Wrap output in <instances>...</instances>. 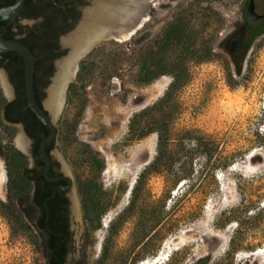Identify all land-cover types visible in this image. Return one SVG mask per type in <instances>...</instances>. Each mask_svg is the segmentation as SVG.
<instances>
[{
	"label": "rangeland",
	"instance_id": "1",
	"mask_svg": "<svg viewBox=\"0 0 264 264\" xmlns=\"http://www.w3.org/2000/svg\"><path fill=\"white\" fill-rule=\"evenodd\" d=\"M243 2L155 0L129 39L102 40L80 58L51 149L73 180L64 264H142L162 253L159 264H264V29L244 53L228 52ZM6 89L0 77V264H46L20 214V172L34 159L21 127L3 118ZM167 92L170 128L191 131L171 147L180 177L144 172L157 133L137 138L154 119L140 113Z\"/></svg>",
	"mask_w": 264,
	"mask_h": 264
},
{
	"label": "flooded vegetation",
	"instance_id": "2",
	"mask_svg": "<svg viewBox=\"0 0 264 264\" xmlns=\"http://www.w3.org/2000/svg\"><path fill=\"white\" fill-rule=\"evenodd\" d=\"M26 1L27 0L24 1L19 14L14 20L0 17V39L16 40L26 45L29 49L33 48V50H35L33 90L34 95L36 96L35 99L38 98V104L41 105V97L42 95L47 94L45 88L51 77L54 75L55 70H57V62L63 59L65 57L64 55L67 54L69 56L71 52V39L75 36L71 37V34L78 28L79 29L76 33L85 29V26L92 22V19L90 18L91 14L97 10V8L104 5H114L118 0H32V8L27 5ZM128 1L130 3L133 1L135 3L145 4L144 13L147 15V6H152L155 2V0ZM250 1L253 2L254 11L258 15L256 19L249 18L246 15V7ZM13 2L14 0H0V8L9 6ZM262 24H264V0H244L242 5V24L235 31L230 41V48L234 51L233 53L241 52L246 45L248 33L252 31L255 33L259 32ZM142 25L143 23L139 26V28L142 27ZM0 77L7 87L5 91L12 98L11 101L15 100L18 96L23 95L25 97L23 59L18 52L14 50L0 52ZM8 123L12 125H19L21 127L23 133H25L30 140V151L32 154L34 139L27 135L22 123L20 121ZM49 156L51 163L48 175L49 172L56 174L55 177L62 175L61 170L57 166V161H55L51 155V151H49ZM32 157L35 164L36 158L33 154ZM40 175L43 177L42 170L38 171V176ZM51 184L53 191L56 186L65 185L66 182L60 181ZM32 193L33 187L30 194L32 195ZM56 195L59 196L60 200H65L63 205L67 209V226L66 232L62 235L63 240H67V243H69L71 241V200L68 196V191H57L54 197ZM45 231H47L46 228Z\"/></svg>",
	"mask_w": 264,
	"mask_h": 264
},
{
	"label": "trees",
	"instance_id": "3",
	"mask_svg": "<svg viewBox=\"0 0 264 264\" xmlns=\"http://www.w3.org/2000/svg\"><path fill=\"white\" fill-rule=\"evenodd\" d=\"M26 3L30 8H32V0H27ZM260 28V31L263 30L264 24H262ZM259 32L255 33L252 31L248 33L246 45L242 49L243 53L248 47V43L251 39H253ZM30 50L33 55L36 54L33 48H30ZM228 52L230 54H234V51H232L231 48L228 49ZM237 72H240V67L237 68ZM170 99V93L167 92L158 102L154 103L151 107L140 113V115H144L154 111V119L152 118V123L149 124H147L146 121L142 122V126L144 128L142 130L140 129V132L137 134V138L144 137L147 130H153L157 133L156 154L148 166L144 169V172L151 171L156 174L165 175L173 174L174 177H180L179 174H181V171H173L176 157L173 155V152H171V147L176 141L178 142L183 141L184 139H189L191 131L185 130L183 133L179 134V132L177 133L174 129L170 128V121L173 119L175 113L172 112L170 108L165 109L166 106L164 107L165 104L167 105L169 103ZM36 101L39 103L38 98H36ZM156 111L157 115L155 116ZM2 114L4 120L7 122L20 121L24 126V130L27 135L34 139V146L32 150V154L36 158L34 167H24L20 172V181H22V184L19 186V191L17 192L18 198H22L23 200V203L21 202L19 206L20 214L32 222L39 232L45 250L47 264H64L69 245L67 240H63L62 235L66 232L67 226V209L63 205L65 200H60L59 196L56 195L47 201L49 209L47 226L52 232L45 231V210L43 208V200L51 194L52 184L45 181L41 175L38 176V171L42 170L43 161L38 158L37 145L39 141L47 135L48 128L36 118L28 107H26V101L23 95L18 96L15 100L6 102L2 108ZM149 125H151L152 128L145 130V126ZM130 127L132 129V121ZM195 140L197 141V146L203 147V144L199 139ZM54 144L55 142L46 146V151L48 153L51 151ZM174 146L176 147V145ZM220 164L222 168L227 167L228 158L223 157ZM49 176L55 177L56 174L49 172ZM32 187L33 193L31 195L30 193ZM0 205H2V203H0ZM206 262V259H202L198 261V264H206Z\"/></svg>",
	"mask_w": 264,
	"mask_h": 264
},
{
	"label": "bare ground",
	"instance_id": "4",
	"mask_svg": "<svg viewBox=\"0 0 264 264\" xmlns=\"http://www.w3.org/2000/svg\"><path fill=\"white\" fill-rule=\"evenodd\" d=\"M144 5L133 1L130 3L128 0H118L114 5L100 6L91 14L92 22L72 37V49L69 56L58 63L59 72L54 78L55 83L47 89V98L44 101L46 108L52 113L55 110L57 114L59 113L65 100L66 84L74 78L77 70L76 62L88 49V45L92 44L94 46L98 42L107 39L116 41L129 39L135 30L147 20ZM17 144L23 146L20 140L17 141ZM262 252L264 251L260 248L256 254ZM164 255L165 253L158 254L152 261H144L142 264H159L164 260Z\"/></svg>",
	"mask_w": 264,
	"mask_h": 264
},
{
	"label": "water",
	"instance_id": "5",
	"mask_svg": "<svg viewBox=\"0 0 264 264\" xmlns=\"http://www.w3.org/2000/svg\"><path fill=\"white\" fill-rule=\"evenodd\" d=\"M24 1L25 0H14V2L11 5L0 8V17L7 18L9 20H14L15 17L19 14L24 4ZM246 15L249 18H253V19H256L258 17V15L254 11V6H253L252 1H250L246 7ZM78 29L75 30V32L71 34V37L75 35ZM92 48H93V45L89 44L88 49L85 50V52L83 53V56H85L89 52V50H91ZM10 50H14L18 52L23 59L24 91H25V100H26L27 107L36 116V118L48 128V133L39 142L38 150H37L39 158L43 161L42 175L46 181L51 182V183H56L60 181L66 182L65 185L56 186L53 189L52 193L43 200V208L45 210V221H44L45 228L47 231L52 232L51 229L47 226V220L49 218V209L47 206V201L52 199L57 191L58 192L71 191L72 186H73V180L71 176L69 175V171L67 170L66 166L61 161L60 162L62 166L61 168L62 175L58 177H51L48 175L51 160H50L49 153L46 151V146L56 141L57 129L55 125V120L59 116L62 107L59 113L57 114L56 110L52 113L48 108H46L44 102H42L41 105L37 103L35 99V95H34V90H33V78H34V72H35L34 55L32 54V52L26 45L22 44L19 41L0 39V52H7ZM63 59L59 60L58 62L62 61ZM79 60H77L76 65L78 64ZM58 62H57V71L59 70ZM53 83H55V79H53ZM64 97H65V93H64ZM21 138L24 140L25 144L26 143L28 144L30 142L29 138L25 135V133H23ZM70 200L72 202V205H71L72 215L76 217L75 198L73 194H71Z\"/></svg>",
	"mask_w": 264,
	"mask_h": 264
}]
</instances>
